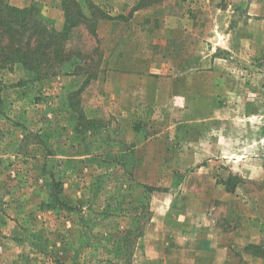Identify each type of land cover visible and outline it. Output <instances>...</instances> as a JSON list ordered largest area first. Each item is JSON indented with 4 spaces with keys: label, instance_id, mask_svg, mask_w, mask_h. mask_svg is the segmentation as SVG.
<instances>
[{
    "label": "rangeland",
    "instance_id": "rangeland-1",
    "mask_svg": "<svg viewBox=\"0 0 264 264\" xmlns=\"http://www.w3.org/2000/svg\"><path fill=\"white\" fill-rule=\"evenodd\" d=\"M78 2L62 73L0 67V264H264V0Z\"/></svg>",
    "mask_w": 264,
    "mask_h": 264
},
{
    "label": "trees",
    "instance_id": "trees-1",
    "mask_svg": "<svg viewBox=\"0 0 264 264\" xmlns=\"http://www.w3.org/2000/svg\"><path fill=\"white\" fill-rule=\"evenodd\" d=\"M69 2L65 26L59 30L37 6L22 8L0 0V67L21 64L39 79L62 73L78 53L68 46L73 28L90 20L78 0ZM81 68L78 64L75 71L81 73Z\"/></svg>",
    "mask_w": 264,
    "mask_h": 264
},
{
    "label": "crops",
    "instance_id": "crops-1",
    "mask_svg": "<svg viewBox=\"0 0 264 264\" xmlns=\"http://www.w3.org/2000/svg\"><path fill=\"white\" fill-rule=\"evenodd\" d=\"M109 1L111 2L117 1L119 4L121 3V5H124L125 3H135V2H138L139 0H109Z\"/></svg>",
    "mask_w": 264,
    "mask_h": 264
}]
</instances>
